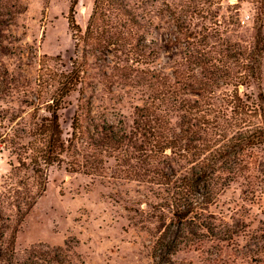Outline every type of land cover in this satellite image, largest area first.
Masks as SVG:
<instances>
[{
	"label": "rangeland",
	"instance_id": "obj_1",
	"mask_svg": "<svg viewBox=\"0 0 264 264\" xmlns=\"http://www.w3.org/2000/svg\"><path fill=\"white\" fill-rule=\"evenodd\" d=\"M166 2L118 46L107 43L116 33L73 34L71 5L82 34L94 0H0V264H264V143L197 161L246 128L232 121L230 94L264 96V0ZM72 67L80 78L58 110L64 148L40 178L32 126ZM151 128L174 148L153 146ZM198 165L214 170L209 230L173 223L171 204ZM174 238L175 253L159 250Z\"/></svg>",
	"mask_w": 264,
	"mask_h": 264
},
{
	"label": "trees",
	"instance_id": "obj_2",
	"mask_svg": "<svg viewBox=\"0 0 264 264\" xmlns=\"http://www.w3.org/2000/svg\"><path fill=\"white\" fill-rule=\"evenodd\" d=\"M186 4L188 6H193V4L190 2H186ZM74 5L75 4L73 3L70 7L68 22L73 31V34L77 36L79 40H82V42L85 43L90 39V36L94 34L111 35L113 33L114 35V33H116L117 38L107 43L110 45L118 44V46H125L127 44L126 42H123L125 41L127 35H130L131 33H128L125 30L129 31L133 28V25H139V22L144 21L151 14H161L165 10H169L170 7L174 6V4H168L166 0H94L93 10L90 15L88 24L84 33L81 34V30L74 19ZM257 9L258 12L255 15V25L256 31L259 34L261 33L262 17L264 16V11H261L260 6H257ZM98 19H101L102 21L105 20L107 23L105 25L99 26L96 23ZM79 72L80 71H78L76 67H72L71 71L65 75L66 79L62 82L59 91L50 98L51 101L48 100L47 102L46 108L48 115L42 116L39 122L34 123L32 126V131L35 132L36 138L39 141V148L37 150L32 149L31 152L33 153V155L30 157V163L32 165L33 172L37 177L42 178V164L50 165L55 162L59 163L60 161V153L64 148V143L61 138L62 131L58 114V110L60 109L62 103L60 95L64 92L68 93L77 85L80 78ZM230 95L232 102V114H229L232 116V121L235 123L236 127L239 128L244 126L246 128L237 136L228 138L226 142L222 144L223 147H215L214 150L209 151L208 155L203 156L200 160H197L199 162H202L204 160H221L226 156L225 153L227 151V148L234 147V144L243 143L247 146H251L264 143V96L259 94L257 95L256 100L250 99V101L249 98L242 100V98L235 92ZM221 109L223 111H227V107L219 105V110ZM251 117H257L258 122L252 121ZM229 119H231V117ZM213 123H215L214 125H212L213 128L218 127L217 122L213 121ZM219 131H223V129L217 128V132ZM148 132L151 135V139L153 140L151 141L152 145L157 147L158 150H164L167 147H173L170 144L172 141H170L168 137L161 135V131L158 133V128H151ZM1 135V140L7 141L8 133L4 132V134ZM202 147L194 146L193 149H190V151H192L191 154H193L194 156H199L201 153H203L202 151L204 149ZM206 167L207 166L198 165L197 168H194L193 173L197 175L196 181L187 182L185 186H181L178 195L174 198V203L171 204L173 208V223L175 222L176 226L179 228L185 225L187 222L193 221L194 224L198 227H203L206 230H209L211 228L210 226H208V223H204L205 216L203 214V210L205 209V205L203 204L205 202L206 204H208L209 201H207V199L212 195V188H210L209 183H205V181L211 177L214 170H207ZM229 170L233 171L232 168H230ZM201 178L204 179V183L206 185H203L202 183L200 187L204 188L207 191L202 194L204 196V201L198 202V200H195V197H193L192 194L193 192H197L198 185L196 186L195 184H198ZM166 183L168 184L169 182L166 181ZM164 235L167 238L169 237L168 233H165ZM227 239H230V237H223V240ZM158 241L160 242V239ZM163 242L167 243V241H161V247L159 249L160 251L162 250V247L166 246L168 249L173 247L172 249L167 251V254L171 255L175 253V247H177L176 244L179 242L178 239L176 240L174 238L172 242H168L166 245ZM58 249L59 253L67 256L62 252L61 248ZM35 252L37 253L34 254V256L41 255V253H39L38 251ZM164 252V254H166V251ZM44 253L48 255L49 251L47 250ZM0 256H2L1 253ZM56 261L59 262L58 259H56Z\"/></svg>",
	"mask_w": 264,
	"mask_h": 264
}]
</instances>
